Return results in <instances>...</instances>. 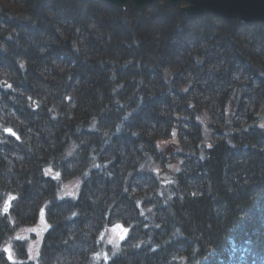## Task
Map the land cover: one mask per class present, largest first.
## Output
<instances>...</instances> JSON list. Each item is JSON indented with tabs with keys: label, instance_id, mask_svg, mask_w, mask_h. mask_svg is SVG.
Returning <instances> with one entry per match:
<instances>
[{
	"label": "trees",
	"instance_id": "obj_1",
	"mask_svg": "<svg viewBox=\"0 0 264 264\" xmlns=\"http://www.w3.org/2000/svg\"><path fill=\"white\" fill-rule=\"evenodd\" d=\"M4 2L0 264H264V23L166 0ZM41 213L30 260L15 235Z\"/></svg>",
	"mask_w": 264,
	"mask_h": 264
},
{
	"label": "water",
	"instance_id": "obj_2",
	"mask_svg": "<svg viewBox=\"0 0 264 264\" xmlns=\"http://www.w3.org/2000/svg\"><path fill=\"white\" fill-rule=\"evenodd\" d=\"M118 8L131 7L134 12H140L145 6H152L157 0H102ZM172 7H179L188 15L196 16L210 13L227 20L237 19L243 23H264V0H166ZM15 19L26 24L30 20L27 13L20 12ZM263 121V120H262ZM170 166H168L169 168ZM166 173L162 177H167Z\"/></svg>",
	"mask_w": 264,
	"mask_h": 264
},
{
	"label": "rangeland",
	"instance_id": "obj_3",
	"mask_svg": "<svg viewBox=\"0 0 264 264\" xmlns=\"http://www.w3.org/2000/svg\"><path fill=\"white\" fill-rule=\"evenodd\" d=\"M3 2H4V0H0V8L3 7L2 6ZM20 12L15 13L13 17H16V15L18 13H20ZM23 13H25V12H23ZM257 117L259 118L260 125H262L264 123V117H263V114H262V110L259 111ZM205 121H207V120L205 119ZM206 134H207V132H206ZM163 147H164V145H163ZM173 167L174 166L170 167L168 169V171H161L162 173L163 172H167V174L170 175L169 176V180L167 178H162L161 179L162 182L166 183V182L171 181V175L172 174L170 172L172 171L171 169ZM157 169L158 168H156L155 170L157 171ZM46 172L48 174H50V176H52V177H57V174L53 173L50 170H47ZM79 183H80L79 179H71V180L66 181L65 183H63L61 185V188H60V191H61L60 192V196L75 197L76 194H77L78 188H79ZM46 228L47 227H46V224H45V220H44L43 215L41 213L40 216H39L38 222H37V224L34 227L23 229V230H21L20 232H18L15 235L16 239H28L27 240V254H28V258L30 260H34L36 258L37 251H38V248H39L40 239H41V236L43 235V233L45 232ZM125 234H126V229L124 227H122L119 224L112 225V226L106 227L102 231L101 236H100V242L102 243V245L104 247L117 246L123 240ZM3 250L5 252L6 257L10 261H14L16 259V256H15L14 252L11 249V244L10 243H7L6 245H4ZM102 256H104V253H103V255H100L97 258H101Z\"/></svg>",
	"mask_w": 264,
	"mask_h": 264
},
{
	"label": "bare ground",
	"instance_id": "obj_4",
	"mask_svg": "<svg viewBox=\"0 0 264 264\" xmlns=\"http://www.w3.org/2000/svg\"><path fill=\"white\" fill-rule=\"evenodd\" d=\"M223 19V18H222ZM224 20H227V19H224ZM234 20H237V19H234ZM239 21V20H238ZM241 22V21H240ZM243 23V22H241ZM251 23H262V22H251ZM251 23H244V24H251Z\"/></svg>",
	"mask_w": 264,
	"mask_h": 264
}]
</instances>
